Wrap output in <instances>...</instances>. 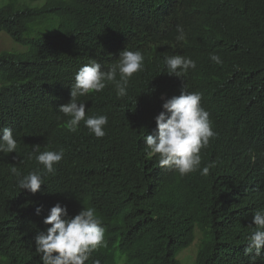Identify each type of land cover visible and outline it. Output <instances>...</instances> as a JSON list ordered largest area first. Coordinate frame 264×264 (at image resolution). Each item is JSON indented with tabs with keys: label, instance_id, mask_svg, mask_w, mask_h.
Listing matches in <instances>:
<instances>
[{
	"label": "trees",
	"instance_id": "obj_1",
	"mask_svg": "<svg viewBox=\"0 0 264 264\" xmlns=\"http://www.w3.org/2000/svg\"><path fill=\"white\" fill-rule=\"evenodd\" d=\"M198 2L200 13L188 0H0V34L18 46L0 52V128L18 142L0 153V264H40L35 236L57 203L70 217L94 207L102 219L104 245L85 264H250L248 225L264 209V0ZM153 25L183 26L196 69L169 76L157 49L125 97L108 84L78 98L86 117L108 116L104 137L83 121L70 131L58 108L77 71L91 60L107 70ZM184 88L202 93L216 132L201 150L200 169L215 163L208 175L181 176L145 153L163 103ZM34 145L64 150L57 176L43 174ZM12 166L40 170L42 189L20 190Z\"/></svg>",
	"mask_w": 264,
	"mask_h": 264
},
{
	"label": "clouds",
	"instance_id": "obj_2",
	"mask_svg": "<svg viewBox=\"0 0 264 264\" xmlns=\"http://www.w3.org/2000/svg\"><path fill=\"white\" fill-rule=\"evenodd\" d=\"M192 8L199 12L206 5L198 0H188ZM186 33L182 25L160 29L152 26L151 30L140 31L134 49L125 48L119 53V59L107 70L91 60L75 74V83L71 85L70 102L61 105L58 111L67 117L66 126L76 132L83 121L84 126L97 138L105 136L104 128L108 123L107 115H89L86 117L85 103L79 97L92 92L103 91L108 84L115 87L118 98L125 97L129 81L133 74L143 70L144 60L151 57L157 49H165L161 63L166 66L167 74L182 78L189 70L196 69V61L188 56L185 45ZM174 45L175 47H172ZM169 50H171L169 52ZM210 60L219 65L223 63L220 55L211 53ZM119 76V79H117ZM202 93L181 90L179 96L167 99L163 111L155 118L156 130L144 137L147 157H157L159 166L175 171L181 176L200 170L201 175H208L215 163L200 169L201 150L207 148L216 136L210 120V113L202 106ZM18 146L11 128H0V153L16 152ZM37 164L43 174L57 176L58 163L63 159L64 150L41 151L39 145L32 146ZM10 172L16 177V186L35 194L44 184L40 170L21 176L18 168L12 166ZM42 215L41 208L36 209ZM47 227L35 236V253L40 264H85L91 253L104 245L105 228L102 219L94 207H85L74 217H70L66 206L60 203L53 206L44 219ZM245 255L250 257V264H257V258L264 255V209H258L248 225Z\"/></svg>",
	"mask_w": 264,
	"mask_h": 264
},
{
	"label": "rangeland",
	"instance_id": "obj_3",
	"mask_svg": "<svg viewBox=\"0 0 264 264\" xmlns=\"http://www.w3.org/2000/svg\"><path fill=\"white\" fill-rule=\"evenodd\" d=\"M18 48V46L14 45V43L11 41V39H9V37L4 34V33H1L0 34V52L3 51V50H13V49H16ZM195 249V248H193ZM182 259V257H181ZM183 261L187 264H191L190 261H186L183 259Z\"/></svg>",
	"mask_w": 264,
	"mask_h": 264
}]
</instances>
